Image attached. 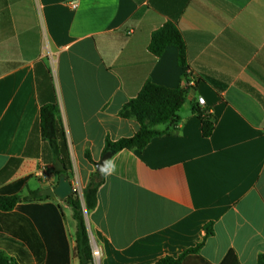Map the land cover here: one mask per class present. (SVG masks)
I'll return each mask as SVG.
<instances>
[{"label":"crops","instance_id":"1","mask_svg":"<svg viewBox=\"0 0 264 264\" xmlns=\"http://www.w3.org/2000/svg\"><path fill=\"white\" fill-rule=\"evenodd\" d=\"M169 22L182 35L184 65L173 45L158 57L149 50ZM186 69L196 79L187 89ZM148 80L186 90L177 130L107 161L115 172L85 211L94 264L178 256L210 222L201 257L219 264L231 251L256 264L264 253V0H0V187L29 177L24 200L57 184V158L39 128L40 107L56 103L67 177L81 197L105 139L138 131L119 111ZM199 96L214 117L208 137L193 112ZM51 200L64 213L69 264H79L71 209Z\"/></svg>","mask_w":264,"mask_h":264},{"label":"trees","instance_id":"2","mask_svg":"<svg viewBox=\"0 0 264 264\" xmlns=\"http://www.w3.org/2000/svg\"><path fill=\"white\" fill-rule=\"evenodd\" d=\"M168 45L178 49L179 62L184 65L185 44L180 31L171 22L152 33L149 50L158 57ZM185 97L186 90L183 88L170 89L146 81L138 94L119 111L121 117L134 119L139 124L138 131L115 141L106 138L103 153L114 155L123 149L141 151L154 137L174 133ZM193 112L200 120L202 136H210L214 130L213 115L198 104L193 105ZM164 124L165 129L158 128ZM39 128L42 139L64 166L59 174L68 176L71 170L69 146L56 103L40 107ZM85 157L94 163L88 151ZM28 179L23 177L0 187V264H69L71 250L64 229L62 207L50 197L40 196L38 191L30 192V196L21 200L18 194L27 185ZM103 182L104 173L94 171L82 189L81 197L74 191L63 200L70 207L76 224L72 254L79 264H94L84 210L89 212L95 208L97 191ZM211 225V222L204 225L205 234L195 246L185 249L178 256H163L152 264H211L199 254L206 238L212 234ZM219 264L240 263L229 251ZM256 264H264V253L258 255Z\"/></svg>","mask_w":264,"mask_h":264},{"label":"water","instance_id":"3","mask_svg":"<svg viewBox=\"0 0 264 264\" xmlns=\"http://www.w3.org/2000/svg\"><path fill=\"white\" fill-rule=\"evenodd\" d=\"M112 156L111 152H105L101 156L100 160L94 164L96 172H102L101 169L106 166L107 161ZM54 170L56 172H62L64 170V166L59 159H56L54 162ZM74 192V189L68 179L64 174H59V180L56 185L50 188H46L40 191L42 196L50 197L53 200H61L63 201L68 196H70Z\"/></svg>","mask_w":264,"mask_h":264},{"label":"built area","instance_id":"4","mask_svg":"<svg viewBox=\"0 0 264 264\" xmlns=\"http://www.w3.org/2000/svg\"><path fill=\"white\" fill-rule=\"evenodd\" d=\"M75 5L76 4H72L73 7H75ZM184 74L187 77V79L185 81L186 82L185 83V86H186L185 88L187 89L189 87H193L195 85V83H196V79L190 75L189 69H186ZM203 103H204V99L202 97H200V96L197 97V104L198 105H202ZM91 247L93 248V250H92L93 251V257H95L97 259V257H98L97 247L93 243H92Z\"/></svg>","mask_w":264,"mask_h":264},{"label":"clouds","instance_id":"5","mask_svg":"<svg viewBox=\"0 0 264 264\" xmlns=\"http://www.w3.org/2000/svg\"><path fill=\"white\" fill-rule=\"evenodd\" d=\"M116 166L117 165L115 161H109L107 162L106 166L101 169V171L104 174H109V173L115 172Z\"/></svg>","mask_w":264,"mask_h":264},{"label":"rangeland","instance_id":"6","mask_svg":"<svg viewBox=\"0 0 264 264\" xmlns=\"http://www.w3.org/2000/svg\"><path fill=\"white\" fill-rule=\"evenodd\" d=\"M81 194V193H80ZM86 210H84V214H85V217H86ZM67 214L70 215V210L68 209L67 210ZM90 237V236H89ZM93 241H92V238L90 237V244L92 245ZM94 244V243H93ZM95 262H97V259L95 260Z\"/></svg>","mask_w":264,"mask_h":264}]
</instances>
